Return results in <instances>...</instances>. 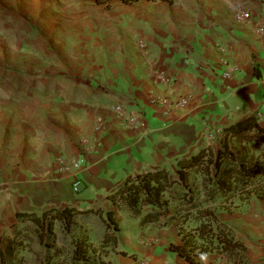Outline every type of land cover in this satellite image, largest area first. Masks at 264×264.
Masks as SVG:
<instances>
[{
    "label": "crops",
    "instance_id": "crops-1",
    "mask_svg": "<svg viewBox=\"0 0 264 264\" xmlns=\"http://www.w3.org/2000/svg\"><path fill=\"white\" fill-rule=\"evenodd\" d=\"M39 2L0 0V15L13 13L5 19L11 22L32 7L40 9ZM246 12L248 19L238 17ZM92 15L93 23L79 20L76 32L47 35L45 54L29 51L43 67L11 75L0 68V241L6 238L8 245L25 238L24 249L36 246L42 260L49 248L40 242L36 223L18 214L75 206L84 212L70 229L60 220L54 224L53 251L63 250L61 258H69L80 231L94 244L102 242L105 214L98 210H114L120 230L107 262L193 264L171 250L183 239L175 226L166 225L183 208L178 160L204 148L218 152L225 128L251 114L260 115L264 126V0H180L156 10L98 6ZM171 20L175 27L166 28ZM225 62L238 69L230 79L223 77ZM25 74L29 77L22 78ZM158 74L169 82L160 84ZM181 98L189 103L173 110L154 102ZM118 106L136 117L133 127L118 117ZM229 142L237 153H261L254 141L230 136ZM161 167L177 181L173 200L169 212L141 227V220L159 209L145 204L133 216L108 194L131 174ZM76 180L80 194L73 192ZM195 180L205 200L204 178ZM217 216L236 229L232 236L246 250L211 253L196 264H264V198L252 195L236 211L217 210ZM114 249L127 254L117 256Z\"/></svg>",
    "mask_w": 264,
    "mask_h": 264
},
{
    "label": "trees",
    "instance_id": "trees-1",
    "mask_svg": "<svg viewBox=\"0 0 264 264\" xmlns=\"http://www.w3.org/2000/svg\"><path fill=\"white\" fill-rule=\"evenodd\" d=\"M110 0H96L98 4H105ZM125 4H132L141 0H121ZM170 1V0H160ZM257 114H251L225 128L226 137L223 147L218 152L211 149H200L195 154L178 160L180 165V184L184 191L180 197L183 208L180 213L170 217L166 225L175 226L182 236L183 243L171 246V250L178 252L188 262L197 263V258L208 256L211 253L232 255L238 251H245V246L232 236L229 226L220 222L217 209L211 204L224 199L222 209L237 208L234 199L248 201L253 194L264 198V126L258 123ZM256 129V132L253 130ZM234 136L239 141H254L255 149L260 155L250 156L247 153H237L230 146L229 137ZM193 174L202 175L204 187L207 189L206 199L201 200L198 185ZM177 181L170 178L165 167L146 169L131 174L113 192L108 194L114 205L128 210L133 216H138L145 204L152 205L159 210L146 215L140 222L144 227L151 222H157L159 217L169 212L168 207L173 200L171 191ZM209 185L211 187L209 188ZM169 194V196H168ZM90 211L86 209L85 212ZM106 232L99 245L91 242L84 233H76L69 258H61L63 250H54V224L57 220L63 222L66 229H70L75 216L84 212L75 206H66L61 209H50L41 215L35 213H20L19 216L32 217L37 225L36 233L42 244L49 249L40 264H110L105 260L109 247L118 244L120 225L115 211L103 212ZM25 238H14L0 248L2 264L6 260L14 261L19 251L25 248ZM121 254L126 255L125 251Z\"/></svg>",
    "mask_w": 264,
    "mask_h": 264
},
{
    "label": "rangeland",
    "instance_id": "rangeland-1",
    "mask_svg": "<svg viewBox=\"0 0 264 264\" xmlns=\"http://www.w3.org/2000/svg\"><path fill=\"white\" fill-rule=\"evenodd\" d=\"M179 2L180 0H141L128 5L138 8L144 7V9L149 10H156L159 5L170 6V8H172ZM39 4L40 9L37 10L36 8L32 7L24 12L29 15V17L27 16L26 19L24 18V13H21V18L17 20L15 19L13 21L11 20V22L6 21L5 19L7 16H12L13 13L6 12L2 14L3 16L0 15V68L5 69L6 74L11 75L12 71L15 69L28 70L34 66L43 67L40 62L33 61L28 53H30L29 51H33L34 53H39V55L45 54L47 47L44 43V40L47 35L60 36V34L66 33L67 29L70 32H76L78 30L77 25L83 23V21L79 20L87 18L89 23H93L94 17L92 15V10L98 6L103 10H110L116 6H122L125 3H123L121 0H110L105 4H98L96 0H40ZM14 14H18V12ZM49 15L51 17L49 19H45V17ZM72 16L75 20L71 18ZM73 20L77 22L72 24ZM140 23V21L137 22V25L140 26ZM174 25L175 22L172 20L165 23L166 28L175 27ZM52 49H54V47H52ZM21 77L28 78L29 75L25 74ZM198 176L193 174V177L198 178ZM261 179H264V176L261 177ZM73 192L74 194H80V192L77 193L74 190ZM234 202L238 208L248 201H241L238 197H236ZM217 203L218 206L215 208L218 211L221 210L229 212V210L222 209V205H225L224 199H218L216 204ZM237 208H234L231 211L234 212L237 210ZM230 229L231 231H236V229L233 227H230ZM6 240L7 239L5 238L4 241H0V248H6ZM28 247H30V245ZM37 249L38 248L36 246L33 248L30 247V249L28 248V251L24 249L25 252L23 254L22 251L24 250L21 252L19 251L14 261L6 260L5 264L44 263L45 257L42 260L37 259L38 254L34 251ZM113 251L117 256L121 255L120 250L114 249ZM0 264H2L1 259Z\"/></svg>",
    "mask_w": 264,
    "mask_h": 264
},
{
    "label": "built area",
    "instance_id": "built-area-1",
    "mask_svg": "<svg viewBox=\"0 0 264 264\" xmlns=\"http://www.w3.org/2000/svg\"><path fill=\"white\" fill-rule=\"evenodd\" d=\"M238 17L239 18L248 19L250 17V13H248V12L240 13L238 15ZM261 31L263 32L264 28H262ZM237 73H238V69L234 65H232L230 62H225V70L223 72V77L225 79H230L234 75H236ZM156 78H157L156 80L162 85H165V84H167L169 82V79L164 74H158V75H156ZM154 102L164 103V104H166L169 107V109L173 110V109L185 107L189 103V99L181 98V99H178V100H175V101L174 100L173 101H168L166 99H164V100H160L159 99L158 101H154ZM116 111H117L118 117L122 121H124L128 126L133 127L134 123L136 122V117L130 116L129 114L127 115L125 110L121 106H118L116 108ZM258 116H260V115H258ZM104 124H105V122L103 120H100L98 122L97 126H98V128L101 129ZM74 165H75L76 169H78V170L81 169V164L79 162L76 161L74 163ZM73 190L75 192H77V193L80 192V190H81V182L79 180H76L74 182Z\"/></svg>",
    "mask_w": 264,
    "mask_h": 264
}]
</instances>
